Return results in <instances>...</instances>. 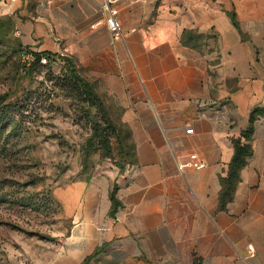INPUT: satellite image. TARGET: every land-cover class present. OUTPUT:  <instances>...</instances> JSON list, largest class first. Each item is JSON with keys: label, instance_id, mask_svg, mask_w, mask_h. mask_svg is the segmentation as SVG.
Listing matches in <instances>:
<instances>
[{"label": "crops", "instance_id": "0c3cea01", "mask_svg": "<svg viewBox=\"0 0 264 264\" xmlns=\"http://www.w3.org/2000/svg\"><path fill=\"white\" fill-rule=\"evenodd\" d=\"M110 3L122 39L106 0L2 2L24 51L65 54L99 80L141 157L58 190L69 229L47 264H83L96 250L90 264H264V113L222 203L234 141L264 110V0ZM192 154L206 166L183 168Z\"/></svg>", "mask_w": 264, "mask_h": 264}, {"label": "rangeland", "instance_id": "374dc122", "mask_svg": "<svg viewBox=\"0 0 264 264\" xmlns=\"http://www.w3.org/2000/svg\"><path fill=\"white\" fill-rule=\"evenodd\" d=\"M0 0V264L54 258L58 190L141 162L123 113L78 65H28ZM109 142L110 149L106 148Z\"/></svg>", "mask_w": 264, "mask_h": 264}, {"label": "trees", "instance_id": "16d2710c", "mask_svg": "<svg viewBox=\"0 0 264 264\" xmlns=\"http://www.w3.org/2000/svg\"><path fill=\"white\" fill-rule=\"evenodd\" d=\"M191 39H192V36H190V35L187 36L186 38H184V43L186 45L189 44V41ZM41 56L51 57L52 55L37 54L36 55L37 62L34 64V66L39 64V60H40ZM64 62H66L69 66H72V67H75V65H76V63L69 58L68 59L65 58ZM262 113H264V110L256 109L250 117L249 129L242 135V137L240 139L234 141L235 154H234L233 160L230 164L229 175H228L227 180L225 181L224 193L222 195V203L224 206L226 205L227 201H230L232 199L234 191H235L238 183L240 182V172L246 166L248 159L253 154L252 147L249 144V142L251 140V135L253 132V124H254L255 120L257 119V117ZM243 140L245 142H243ZM105 142H106V148L109 150L110 149L109 142L108 141H105ZM111 200H112L113 206H114L113 210H112V215H114L118 212L119 207H120V203L116 198V188H114L112 193H111ZM98 254H99V250H96V252L92 256L88 257L84 261L83 264H90L92 259H94Z\"/></svg>", "mask_w": 264, "mask_h": 264}, {"label": "built area", "instance_id": "2783aa9c", "mask_svg": "<svg viewBox=\"0 0 264 264\" xmlns=\"http://www.w3.org/2000/svg\"><path fill=\"white\" fill-rule=\"evenodd\" d=\"M10 1L16 2L17 0H10ZM110 2H111V0H106V4H105V8L108 11L107 26L111 30V32L113 33L114 38L122 39L123 35H122V32L119 28L118 21L116 18L117 12L114 8H112L110 6V4H111ZM22 55H23L25 62L28 65H33L37 62L36 55L32 52H29L28 50L24 51ZM65 57H66L65 54L52 55L51 57L41 56V58L39 60V64L40 65H48V64L56 65V64L63 62ZM186 131H187V133H192L193 129L188 128ZM191 165H194L197 169H202L206 166L203 161L199 160L197 154L190 155L189 156V162L182 163L183 168L189 167ZM248 247L250 250L253 248L252 245H249Z\"/></svg>", "mask_w": 264, "mask_h": 264}]
</instances>
